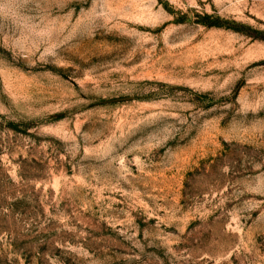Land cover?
I'll return each mask as SVG.
<instances>
[{"label": "rangeland", "instance_id": "1", "mask_svg": "<svg viewBox=\"0 0 264 264\" xmlns=\"http://www.w3.org/2000/svg\"><path fill=\"white\" fill-rule=\"evenodd\" d=\"M0 264H264V0H0Z\"/></svg>", "mask_w": 264, "mask_h": 264}]
</instances>
